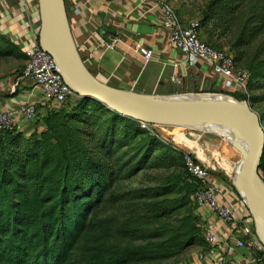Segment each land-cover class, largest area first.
I'll use <instances>...</instances> for the list:
<instances>
[{"label": "trees", "instance_id": "16d2710c", "mask_svg": "<svg viewBox=\"0 0 264 264\" xmlns=\"http://www.w3.org/2000/svg\"><path fill=\"white\" fill-rule=\"evenodd\" d=\"M210 25L233 35L229 53L249 74L247 94H229L264 105V0H207L198 28ZM23 56L0 34V59ZM48 106L42 130L0 132V264H176L204 245L202 184L182 152L95 99ZM146 170L167 174L119 192Z\"/></svg>", "mask_w": 264, "mask_h": 264}, {"label": "crops", "instance_id": "0c3cea01", "mask_svg": "<svg viewBox=\"0 0 264 264\" xmlns=\"http://www.w3.org/2000/svg\"><path fill=\"white\" fill-rule=\"evenodd\" d=\"M166 1L64 0L70 36L82 64L101 83L139 95L229 92L225 80L209 64L199 61L191 66L187 56L171 45V29L162 14ZM132 25L147 26V33L133 32ZM40 26L39 0H0V34L22 54L32 47ZM137 46L152 50L153 61L144 62ZM6 62L10 66L0 68V113L17 112L25 104L38 105L42 112L49 108L32 81L23 77L25 56L0 59V64ZM174 77L181 83H172ZM15 118V128L25 135L43 128L41 119L29 121L19 113ZM194 158L208 170V181L218 191V202L233 206L236 215L226 220L209 207L196 205L202 228L215 234L217 242L192 247L176 264H264V256L254 248L235 249L236 242L245 236L243 225L255 227L235 183L239 165L236 152L221 149L216 154L208 151L201 160Z\"/></svg>", "mask_w": 264, "mask_h": 264}, {"label": "water", "instance_id": "95a60500", "mask_svg": "<svg viewBox=\"0 0 264 264\" xmlns=\"http://www.w3.org/2000/svg\"><path fill=\"white\" fill-rule=\"evenodd\" d=\"M39 9V45L53 56L64 82L79 98L95 99L110 110L140 123L198 127L223 125L241 134L247 148L238 165L235 183L252 214L256 233L264 245V182L259 174L264 153V128L250 104L232 98L161 101L157 99L160 97L125 92L103 84L90 74L75 51L64 0H39ZM147 29L143 25H132L130 28L137 34H146Z\"/></svg>", "mask_w": 264, "mask_h": 264}, {"label": "built area", "instance_id": "2783aa9c", "mask_svg": "<svg viewBox=\"0 0 264 264\" xmlns=\"http://www.w3.org/2000/svg\"><path fill=\"white\" fill-rule=\"evenodd\" d=\"M162 14L171 29V45L187 56L188 63L191 66H195L199 61L205 62L211 66L217 76L225 80L227 90L238 94H247L246 85L249 74L246 70L236 66L234 56L231 53L218 50L201 40L197 36L194 24L189 28L182 27L167 6L162 7ZM136 51L141 54L144 62L150 63L153 61L152 50L137 46ZM24 56L26 65L23 70V77L32 81L34 88L41 92L44 100L49 105H62L68 99L75 100L77 98L76 93L64 82L53 56L40 47L39 35L34 37L32 47L24 52ZM171 81L174 84L181 83L178 77L172 78ZM16 113L21 114L29 121H36L43 115L38 105L33 104H25L17 112L0 113V132L16 129ZM141 125L155 134L149 124L141 123ZM184 162L186 170L202 184V189L194 197L195 204L209 207L226 220L232 219L236 215V209L230 204L221 205L218 202V191L208 181V170L191 155H185ZM243 227L245 236L236 242L235 249L249 246L264 256V245L261 243L255 228L245 225ZM203 238L208 244L217 242V236L210 230H204Z\"/></svg>", "mask_w": 264, "mask_h": 264}, {"label": "rangeland", "instance_id": "374dc122", "mask_svg": "<svg viewBox=\"0 0 264 264\" xmlns=\"http://www.w3.org/2000/svg\"><path fill=\"white\" fill-rule=\"evenodd\" d=\"M206 1L207 0H167L164 3V6H167L172 11V13L176 18V21L182 27L189 28L194 24L196 26L195 30L197 36L201 40L204 41L205 40L204 38H206L207 42L210 45L212 44L220 48L221 50H224L227 53H229L230 49L228 47V42L232 40L233 35L231 34H228L226 36L221 35L219 30L216 29L213 30L211 25L203 29L198 28L201 11ZM5 65H7V67L10 66L9 63L0 64V68L2 66L5 67ZM239 66L243 67L241 63L239 64ZM122 86L125 87L126 85H122ZM176 95L177 94H173V93L171 94V92L168 91L162 95H145V96L178 97ZM196 95H201V94L196 93L191 96H196ZM207 95H221L227 98L229 97L238 100L237 98L233 97L234 96L233 93L229 94V92L226 93L214 92ZM236 95L241 96L240 94H236ZM180 96H188V95H180ZM196 97H201V96H196ZM77 98H79L78 95ZM253 109L254 111H256V113H262L264 112V105L255 106ZM150 128L154 131V133L157 136L161 138V140L171 145L178 151L182 152L184 155L183 157H185V155L188 154L193 157H196L198 160H201L202 157L207 155L208 151L209 152L211 151V153L216 154V152H218L221 149L224 151L232 150L233 152H236L239 163L242 161L244 156L237 142H235L231 137L224 134L217 128L211 126L198 127L196 125L150 124ZM214 160L218 161L219 158H215ZM166 174L167 173L164 171L146 170L141 172L140 174H138L136 177L132 178L129 181L121 182V186L118 190L119 192H127L134 189L152 187L156 185L157 181L161 176H164Z\"/></svg>", "mask_w": 264, "mask_h": 264}, {"label": "bare ground", "instance_id": "6f19581e", "mask_svg": "<svg viewBox=\"0 0 264 264\" xmlns=\"http://www.w3.org/2000/svg\"><path fill=\"white\" fill-rule=\"evenodd\" d=\"M176 96H180V95H176ZM157 99L158 100H161V101H167V100H171V101H173V100L174 101H176V100H230V98H227V97H224V96H221V95H204V96H201V97H196V96H191L190 95V96H184V97H165V98H161L160 97V98H157ZM208 126L217 128L218 130H220L224 134H226L229 137H231L235 142L238 143V146H239L242 154L245 155L246 148H247L246 147V141L241 136V134H239L236 131L235 132H232L231 129H229L227 127H224L223 125H208Z\"/></svg>", "mask_w": 264, "mask_h": 264}]
</instances>
